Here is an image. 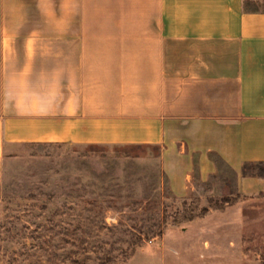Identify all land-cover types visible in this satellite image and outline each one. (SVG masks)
<instances>
[{"label":"crops","instance_id":"crops-1","mask_svg":"<svg viewBox=\"0 0 264 264\" xmlns=\"http://www.w3.org/2000/svg\"><path fill=\"white\" fill-rule=\"evenodd\" d=\"M157 146L168 188L264 163V9L0 0V185L16 145ZM261 178V177H258Z\"/></svg>","mask_w":264,"mask_h":264},{"label":"rangeland","instance_id":"rangeland-1","mask_svg":"<svg viewBox=\"0 0 264 264\" xmlns=\"http://www.w3.org/2000/svg\"><path fill=\"white\" fill-rule=\"evenodd\" d=\"M159 152L16 145L0 185V264H264V164L245 166L260 182L246 188L218 160L178 198Z\"/></svg>","mask_w":264,"mask_h":264},{"label":"trees","instance_id":"trees-1","mask_svg":"<svg viewBox=\"0 0 264 264\" xmlns=\"http://www.w3.org/2000/svg\"><path fill=\"white\" fill-rule=\"evenodd\" d=\"M254 1H258V0H245V2H254ZM251 8L252 10H259L260 8H257V7H249ZM257 164H264V163H257ZM251 165V164H250ZM255 165V164H254ZM246 166V165H245ZM245 166L243 167V172H244V168Z\"/></svg>","mask_w":264,"mask_h":264}]
</instances>
